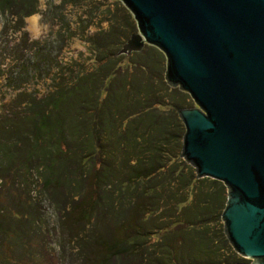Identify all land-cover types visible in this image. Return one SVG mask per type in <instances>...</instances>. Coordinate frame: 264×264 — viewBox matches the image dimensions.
Returning a JSON list of instances; mask_svg holds the SVG:
<instances>
[{"label":"trees","instance_id":"trees-1","mask_svg":"<svg viewBox=\"0 0 264 264\" xmlns=\"http://www.w3.org/2000/svg\"><path fill=\"white\" fill-rule=\"evenodd\" d=\"M81 1L86 2L62 0V3L77 5ZM37 3L38 0H0V17L4 23L0 35L20 32L24 19L37 13ZM83 38L89 55L83 64L75 63L78 67L76 78L69 80L56 70L50 75V92L40 98L32 93L17 92L6 106L9 110L0 115V155L9 159L3 170L0 166V192L5 197V202L0 201V255L3 257L4 254L8 258L5 243L10 242L9 233L13 232L22 258L40 261L46 243L36 204L42 196L54 202L61 196H67L69 177L73 174L74 189L86 190L85 196L68 202L65 214L56 225L57 234L61 236L58 237L57 247L62 262L69 246L80 264L246 262L232 249L223 233L218 232L217 243L207 227L214 219L217 223L221 221V212L227 199L225 187L219 182L220 185L209 195L219 212L217 215L212 211L204 218L197 212L194 217H186L187 220L174 223L171 227H168L171 222L159 223V219L146 227L152 211L158 210V206H155L149 212L159 194L155 179L164 174L176 160V156L167 152L166 146L184 133L183 124L180 130L177 125L176 109L188 108L192 104L185 103L187 95L184 92L164 85L165 68L156 71L155 64L151 65L140 57L147 51L144 48L130 55L116 56L115 49L121 48L124 43L117 31L110 30L104 37L86 35ZM35 44L39 45L37 42ZM36 49L34 47V53ZM151 49L153 52L148 50L150 56L146 57L147 61L155 56L158 60L163 59L160 51ZM45 57L44 61H34L32 57L25 61L22 55L16 57L12 53L10 63L3 66L0 61V77L4 76L9 85L16 77L25 81L30 70L37 74L41 63L50 61V53L45 54ZM20 84L13 88L20 89ZM159 84L163 85L165 91L168 90L171 97H178V105L168 108L163 101L157 100L155 94ZM174 92L178 95L174 96ZM129 101H133L131 113L123 112L121 115V107ZM163 106L171 112L170 124L156 123L160 132V137L154 138L156 142L144 141V148L136 147L139 145L135 141L138 138L137 130L130 129L127 124L140 114H144V119L150 123L156 122L160 117L156 112L162 111ZM16 108L22 114L12 120ZM150 123H145V126ZM118 127L121 128L119 133L115 131ZM143 136L148 137L147 133ZM134 149H144L146 159L136 161L121 182L119 166L125 158L129 159L130 151ZM17 172H20L19 179L14 177ZM29 176H32L33 189L27 188ZM213 182L217 181L213 179ZM112 183L118 191L121 187L127 193L135 191L138 198L123 218L112 215L115 224L106 221L112 229L106 234L108 228L103 225L102 230L99 223L107 212L105 196L100 188L103 185L109 187ZM197 183L198 179L191 175L189 186L194 189ZM32 190L36 191L34 197ZM63 191L65 195H62ZM23 193L27 196L23 197ZM6 197L15 199V203L11 204ZM190 210L192 214L194 210ZM14 224L16 228L11 230L9 226L14 227ZM19 225L21 227L18 229ZM93 225L101 230L94 227L95 233L90 231L87 234L86 228ZM1 260L0 264H11L6 259Z\"/></svg>","mask_w":264,"mask_h":264},{"label":"water","instance_id":"water-1","mask_svg":"<svg viewBox=\"0 0 264 264\" xmlns=\"http://www.w3.org/2000/svg\"><path fill=\"white\" fill-rule=\"evenodd\" d=\"M138 32L120 54L155 46L165 80L195 107L178 109L181 155L222 182L225 236L242 258L264 264V0H120Z\"/></svg>","mask_w":264,"mask_h":264},{"label":"rangeland","instance_id":"rangeland-1","mask_svg":"<svg viewBox=\"0 0 264 264\" xmlns=\"http://www.w3.org/2000/svg\"><path fill=\"white\" fill-rule=\"evenodd\" d=\"M85 1L86 2L81 1L77 5H72L68 3L63 4L62 0H38L37 13L34 14L37 16L35 32H31V30L28 28L27 18H25L24 26L20 32H8L7 34L0 35V61L3 63V66L10 63V55L12 56V53H14L16 57H20V55H22V57H24L22 59H26L25 61H28L31 57L34 61H44V59H46L45 54L48 53H50L51 57L48 63H41L40 71L37 74H35L33 70H30L29 76L25 81H20V78L16 77L10 86L6 82L4 76L0 77V115H4L5 111L9 110L6 106L12 102L17 92L23 91L26 94L32 93L36 98H40L41 96L50 92V90H52L50 75L56 70L58 72H62L66 78H69V80L76 78L75 74L78 71V67H76L75 63L83 64V61L89 55V51L86 50L87 44L84 41V36L101 35L104 37L111 30L117 31L122 37L123 42H125L131 34L138 32L135 19L120 0ZM3 24V20L0 17V31ZM21 32H24L25 34L23 35ZM36 42L39 44L38 46H36V44L34 45ZM34 47H37L35 53ZM151 47L157 51H160L155 46L144 44L143 48L147 51L146 53H142L140 57L151 65L155 64L154 67L156 68V71H160L161 67L166 69V58L161 51L160 52L162 53L163 59L158 60V57L155 56L153 57L155 61L153 59L147 61L146 57L150 56V52H148V50L152 51ZM120 49V46L119 48L115 49L116 56L121 55L119 53ZM36 63L37 62L34 63L35 67ZM19 83H21L20 89H14L13 86L19 85ZM164 85L169 89L177 88L182 91L178 85L172 86L167 81ZM184 94L187 95L185 103L192 104L191 107H195L196 105L189 95L186 92H184ZM173 95L177 96L178 94L174 92ZM155 96L157 97V100L163 101L165 106L168 108H170V106L173 108V106L178 105L180 102L178 97H171L168 90L165 91L163 89L162 84H159L156 87ZM132 103L133 101H129L127 105H123L121 107V115L124 114L123 112L127 114L131 113ZM168 108L163 106L162 111L158 110V112H156V114L160 116H158L159 119L156 122L150 123V121L144 119V114H140L127 124L130 129L137 130L138 138L135 141L137 143L139 142V145H136V147L140 146L141 149L145 147V142H156L154 138L160 137V132L158 131V125L155 124H160V122L164 123L163 125L166 126L167 124H170L169 117L171 112L168 110ZM18 109L19 108H16V111L14 112L16 114L12 115V120L19 118L22 114L17 112ZM176 111H178V108ZM177 118V125L179 126L180 130L183 123L179 115ZM145 123L150 124L145 126ZM6 125L8 127V124ZM120 129L121 128L118 127L115 131L119 133ZM145 133H147L148 137L143 136ZM178 133L181 134V132ZM166 149L167 152L170 151L172 156H176V160L164 174L158 175V177L155 179L157 184L156 186L158 187L157 192L159 194L157 195L154 204L151 205L149 212H151L155 206H158V210L152 211L153 214H150L148 220L149 222L145 224L146 227L153 225L157 219H159V223L168 224L171 222V224H169L170 226H168L171 227L172 224L181 223L190 218V216L194 217V213L197 214V212L204 218L208 217L212 211H214L213 214L217 215L219 212L214 207L215 203L214 201L212 202L209 195L212 194L213 190L220 185L219 183H221V185L223 183L217 180H215L217 181L215 183L213 182V179L209 177H196L195 168L181 155V135L178 139L174 138L172 142L168 143ZM146 156L147 153L144 151V149H134L130 151L128 156L129 159L124 157L125 159L123 160L121 166H119L121 170L119 173H117L120 181L122 182L121 179H125L127 177L128 173L131 171V167L136 164V161L145 160ZM8 160L9 159H6L4 156L0 155V166L2 170L7 165ZM107 161L110 162L109 159H107ZM19 173L20 172H17L15 174L14 177L16 179L20 178ZM72 175L69 177V183L67 187L69 193L67 196H63L64 198L61 196L55 202L51 201V199H43L44 197L42 196L40 199L41 201L38 202L39 204H36V212L39 216V219H42L43 222L40 223L39 221V224L43 225L41 231H45L44 234H41L43 235L46 243V245L44 244V251H42L43 253L42 257H40V261H29L26 260V258L23 259L20 255L19 249H17V243L15 242L16 237L13 232H10L8 237L10 242L5 243L7 248L4 247L8 258H5L4 254L3 257L0 255V262L2 261L1 259H6L7 261H10L11 264H80L78 257H76L75 254H72L71 246L67 248L68 252L65 253L66 256L63 262L60 260V253L57 247L58 237L61 238V236L60 233L57 234L56 225L65 214L68 202L71 200H77L80 196L85 194V188H81L82 190H78V188L74 189L73 181L75 180V175ZM191 175H194L198 179V183L194 186V189L193 186H189V179ZM31 177L32 176L28 177L27 188L29 189H33L31 186ZM114 183L109 185V187H104L103 185V187L101 186L100 188L102 194L105 196L104 205L107 207V212L104 216L105 218L99 223L102 225V230L103 225L108 228L106 234L109 233V230H112L111 226L106 221L115 224V222L111 219L112 215L115 214L116 216L123 218L133 202L138 198V194L133 190L127 193L123 187H121V190L118 191L115 186H112ZM223 187H225L224 184ZM35 192V190H32L31 192L33 197L36 195ZM3 195L4 193L2 194V192H0L1 202H5V197ZM22 195L23 197L27 196V194L24 193ZM62 195H65V191L62 192ZM6 198L10 200L11 204L15 203V199L10 197ZM38 198L39 197H37V199ZM190 209L194 210L191 212L192 214H190ZM157 216L160 218H157ZM214 220L210 222L207 227L210 229V233H212L211 236H214L215 241L219 243L217 241L219 237L218 232L220 231L225 235L223 221L221 220L217 223L214 222ZM12 225L9 226L11 230L16 228V224H14V227H12ZM20 227L21 225L18 226V229ZM94 227L96 230H101V228L93 225L92 227L89 226L86 228L85 232L87 234H89L90 231L95 233ZM115 233L117 236L119 235L116 230ZM238 256L241 257L240 255ZM245 261L251 262L252 260L245 259Z\"/></svg>","mask_w":264,"mask_h":264},{"label":"bare ground","instance_id":"bare-ground-1","mask_svg":"<svg viewBox=\"0 0 264 264\" xmlns=\"http://www.w3.org/2000/svg\"><path fill=\"white\" fill-rule=\"evenodd\" d=\"M36 19H37V16L34 15V14L29 16V17H27L28 28L31 30V32H35Z\"/></svg>","mask_w":264,"mask_h":264}]
</instances>
